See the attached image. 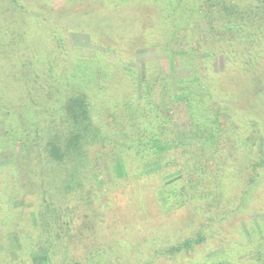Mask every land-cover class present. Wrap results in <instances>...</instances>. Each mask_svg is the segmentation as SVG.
<instances>
[{
    "label": "rangeland",
    "instance_id": "obj_1",
    "mask_svg": "<svg viewBox=\"0 0 264 264\" xmlns=\"http://www.w3.org/2000/svg\"><path fill=\"white\" fill-rule=\"evenodd\" d=\"M6 1L9 0H0V13L16 6L17 23L12 26L23 33L19 48L30 46V55L43 60L46 41L57 73L63 78L72 76V90L78 85L92 96H103L102 104H98L100 95L96 96L93 107L94 120L101 124L103 132L91 150L95 184L86 199L80 195L69 198L62 192L56 196L58 201L66 199L69 207L76 208L77 222L85 225L92 221L80 246L90 260L82 264L244 262L249 256L240 257L244 251L242 243L262 237L260 225L252 215L238 210L228 220H213L218 211L210 203L213 193H227L229 184H234V192L223 196V200L239 205L253 172L246 166L257 157L251 149L239 157L232 156L237 164L245 163V170L237 179L229 178L231 158L221 140L224 134L241 140L252 134L258 136L259 129L231 124L224 115L218 128L213 119L217 110L222 112L223 105L216 106L217 99L205 97L202 83L192 81L199 73L204 79L209 76L219 89L245 83L243 77L237 78L244 73V63L249 58L232 43L244 35L245 29L255 27L257 35L261 23H229L223 12L228 5H238L244 13L252 6L254 15L264 16V2L245 0L239 5L238 0H17L12 5ZM21 11L27 14L18 19ZM6 24L0 20V26ZM60 26L66 42L65 55L52 38L54 29ZM231 28L234 31L228 32ZM214 36L224 39L216 41ZM8 51L7 38L0 36V78L13 69L1 61ZM258 52L264 58L262 43ZM118 60L120 68L116 67ZM230 60L233 72L226 73L228 78L224 80L228 86L213 82L212 77L222 72ZM261 67L264 68V61L255 69L263 72ZM50 77L49 82L58 93L55 98L51 96L53 102L47 109L38 108L40 121L27 109L16 110L17 119L11 117L12 128L5 113L0 117V264H21L26 253L30 264H47V253L33 243L39 230L32 216L40 210L43 198L36 191L30 192L34 190L29 184L32 175L26 173L30 161L24 159L29 150L32 157H37L32 145L37 136L43 135L48 119L58 116L57 105L64 102L62 87L57 86L56 77ZM67 84L66 81L65 88ZM0 85L4 87L3 78ZM251 97L245 95L242 102L249 104ZM144 101L149 110L135 113L132 107H139ZM254 101L251 102L256 104ZM260 107H264V93ZM256 109L263 121L264 114ZM34 121L39 123L37 127ZM132 122L140 129L130 128ZM118 155L126 163L127 175ZM257 184L259 188L264 185V177ZM201 231L205 240L200 245L180 253L168 252L178 243L197 239ZM54 248L62 250L59 244Z\"/></svg>",
    "mask_w": 264,
    "mask_h": 264
},
{
    "label": "trees",
    "instance_id": "obj_2",
    "mask_svg": "<svg viewBox=\"0 0 264 264\" xmlns=\"http://www.w3.org/2000/svg\"><path fill=\"white\" fill-rule=\"evenodd\" d=\"M243 1L245 0H238L236 3L240 5ZM258 1L264 2V0ZM6 2L13 5L17 0H9ZM199 2H201V0H199ZM15 7L16 6L6 7L5 12L0 13V20L7 22L5 26H0V36L7 38L9 47L6 56H3L4 60L1 61L5 65L7 63V65L13 68L7 70L4 76L0 78V80L3 78L4 84V87L0 88V117H3V114L5 113V117L9 119L8 124H11L10 127L12 128L14 124L11 117L14 116L15 120L17 119L16 110L21 109L22 111H25L27 109L31 112L34 119L40 121V116H38L40 112L38 108L42 111L47 109L50 106V102H53L51 96H54L55 98L58 93L53 84H50L49 82V78H51L50 76L56 77L57 86L62 87V97L64 101L63 104L57 105L55 112L58 113V116H53L48 119L47 126L43 129V135H40L39 137L37 136L36 143L32 145L34 148L33 152L37 153V157H32L31 154L33 153L29 150L31 152L28 151L29 155L24 159L25 161L28 160L31 162H29V169L26 170L27 175H32L30 177L31 183L29 184H33L34 190L30 192L36 191L43 198L40 210L34 212L32 216L33 222L39 230L37 240L33 243L39 244L38 249L47 253V264H67L68 262L71 264L87 263L90 259H87V257L84 256L82 253L83 248L80 246L89 231L88 226H93L91 224L92 221L85 225L83 222H77V218L74 216V209L76 208L73 207V209L69 207V203H67L66 199L64 201H58L60 198L56 199V196L60 195L62 192L61 194H64L69 198H75L80 195L82 198L86 199L87 193L93 187L92 184H95L91 150L103 132L101 124H98L94 120L95 111L93 107L97 104L96 96H99L100 94L92 96L82 90L81 88L83 87L78 85L76 86L77 88L72 90L70 86L73 84L69 85L72 76L69 74L70 76L68 78H63V76L60 77L58 74L59 72L57 73L58 70L48 53L49 48L46 41L43 43L47 53L44 52V54L46 53V56L42 58L43 60L36 59L30 55L32 47L26 46L19 48L18 40H20L23 33L16 32L15 27L12 26L13 23H17V20H15ZM192 10L193 12L196 11V9ZM224 10L223 15L229 23L236 20H253L261 23L258 27L259 35L258 33L256 35L257 28L255 29L253 26L251 29L244 30V28H246L244 23L242 26L245 31L244 35L237 36L234 43H232V46L235 47L238 52H242L245 56L248 55L249 58L248 62L246 61V63H244L246 65L244 73L238 74L239 77L237 78L240 80L244 78L245 83L240 87L236 86L235 83H232L225 89H219L218 87L213 86L214 83L212 84L210 82L211 80L209 76L204 79L199 73H196V78H194L192 83L200 81L202 83L201 86L206 90L204 93V95H206L205 97L210 96L211 99H217L218 104H216V106H219L220 104L223 105L222 112L221 109L220 111L217 110L213 119L215 124L218 125V128H220L219 126H222L220 124V118L224 115L229 122L231 121V124H233V122L236 124L237 122L240 123L243 128L251 130L255 129V131L258 126L259 130L257 132L258 136L252 134L251 137L241 140L236 139L231 135L224 134L221 140L227 145V148L230 151L229 159L231 158V161L229 160L228 164V167L231 168L229 178L237 179L239 174L245 170V163L240 162V164H237L238 160H233L232 156L239 157L242 152L246 154V152L251 149L254 150L253 153H256L257 157L252 160L255 162H248L249 166H246V170L251 168L253 172L249 176L250 184L244 189L240 204L237 205L230 201L225 203L223 200V196H231V193L234 192L232 187L234 184H229L230 186L227 187V193H221L220 191L212 194L210 207H212V209L213 207L216 208L217 210L215 211H218L217 213H219H216L213 220L230 219L235 210L252 215V219L260 225L263 231V236L254 239L250 243H242L244 244V247L242 246L244 251L241 252L240 257H249H247L241 264H264V185L261 184V187L259 188L258 185L260 184H257L262 180V177H264V120H260L256 114V108L260 110V113L262 112L264 114V107L262 109L260 107L261 96H263L264 93V71L262 72V70L255 69L260 61H264V58H262V56L260 57L258 52L261 43L264 45V40H262L264 33L261 32L264 29V16L254 15L251 11L253 10L252 6L250 10L245 13L238 9V5H235V8H230V5H228V8L226 7ZM24 13L27 14V12L21 11L18 19H20V17L24 18ZM235 30L239 31L240 29L237 28ZM212 31L214 32L215 29L212 28ZM227 31L233 32L234 29L231 28ZM27 33L28 32H26V34ZM225 33L226 31H224V34ZM152 35H155V33ZM46 37H48V35ZM214 37L216 41H219L220 39V41H222V39H224H218L216 36ZM52 38L58 41L60 49L65 55L66 42L62 36L61 26L54 29ZM237 47H240L241 51ZM14 51L15 56L13 55ZM1 55L3 54L1 53ZM1 57L2 56H0V58ZM120 66V61L118 60L116 67L120 68ZM231 66L232 62L230 60L225 64V68L222 72L216 73L217 76L212 77V81H219V83H226L227 85V82L225 81L224 83V80L228 78L227 74H232L233 70ZM262 69L264 70V68ZM70 73L72 72L70 71ZM254 73L257 74V76H254ZM74 77L76 76L74 75ZM232 77L235 78V74ZM66 81L68 87L65 88L64 83ZM47 82L49 84H47ZM247 94L252 96L250 102L255 99L254 102L256 104L253 102L246 104V101H249L248 96H246V101L242 102L243 97ZM94 97L96 98L93 99ZM102 97L103 96L100 95L98 104H102ZM146 105L147 103L144 101L139 107L133 106L132 108L135 110V113L144 108L149 110V107H146ZM155 109L157 108L154 107V110ZM232 109L238 110L233 112ZM237 111L240 113L242 112L238 116L240 118L236 117L239 113ZM198 116L197 113L196 120L198 119ZM34 123L36 124V127L39 125L36 121H34ZM133 123L134 122L129 125L130 128H136L139 130L140 127ZM146 131L148 130H144L143 133ZM211 137L214 138V135H211ZM211 140L213 139L210 138L209 141ZM154 141L155 144L159 143L158 139H155ZM119 158L121 167H123L122 171L127 175L128 171L126 170V163L123 160L122 155H120ZM36 160L39 161L34 164L33 162ZM7 177L10 178L9 175ZM14 177L16 178V176ZM248 196H250V198H248ZM210 213L214 215V212L211 211ZM61 229L63 230V233L61 232ZM202 233L204 232L201 231L198 238L195 240L189 239L178 243V246L168 249V252L180 253L182 250L188 251L193 249L196 245H200L204 242L205 236ZM56 244L60 245V248L62 249L60 252L55 250L54 245ZM93 256H95V254ZM27 257L26 253L22 256L20 263L30 264V262H28L30 258L27 259Z\"/></svg>",
    "mask_w": 264,
    "mask_h": 264
}]
</instances>
